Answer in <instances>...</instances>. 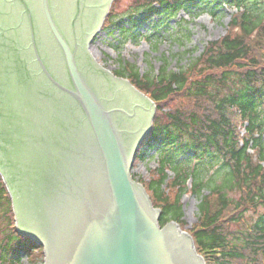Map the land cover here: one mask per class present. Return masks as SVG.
I'll return each mask as SVG.
<instances>
[{
	"label": "water",
	"instance_id": "95a60500",
	"mask_svg": "<svg viewBox=\"0 0 264 264\" xmlns=\"http://www.w3.org/2000/svg\"><path fill=\"white\" fill-rule=\"evenodd\" d=\"M20 1L38 72L25 89L12 90L6 99L12 116L27 123L18 129L28 142L24 177L11 174L15 170L11 147L0 137V175L12 201L17 233L42 248L43 264H205L192 237L175 221L160 226L159 209L130 174L137 148L151 131L155 109L128 80L110 74L89 55V42L111 0H75L76 12L68 23L71 40L60 25L56 1L38 0L41 22L59 49L57 58L46 65L30 9L26 0ZM82 5L95 13L79 40L76 27ZM80 54L109 78L112 92L135 97L131 113L104 103ZM143 104L149 108V121L142 131L132 130L125 144L114 115L131 119ZM1 106L3 134L7 114Z\"/></svg>",
	"mask_w": 264,
	"mask_h": 264
},
{
	"label": "trees",
	"instance_id": "16d2710c",
	"mask_svg": "<svg viewBox=\"0 0 264 264\" xmlns=\"http://www.w3.org/2000/svg\"><path fill=\"white\" fill-rule=\"evenodd\" d=\"M152 1L157 8L141 9L162 18L187 7L195 14L205 7L211 17L223 6L236 10L228 31L187 68L171 72L165 65L156 74H140L125 65L115 72L155 103L143 145L157 152L158 167L144 186L160 210L159 224L180 222V199L190 180L199 216L188 233L206 264H264V0ZM113 18L114 11L106 22ZM121 20L115 26L126 38ZM171 98L178 102L168 108ZM245 121L241 144L238 129ZM142 156L138 150L135 162ZM164 184L175 189L171 202ZM11 206L0 175V264H18L20 255L41 249L17 233Z\"/></svg>",
	"mask_w": 264,
	"mask_h": 264
},
{
	"label": "rangeland",
	"instance_id": "374dc122",
	"mask_svg": "<svg viewBox=\"0 0 264 264\" xmlns=\"http://www.w3.org/2000/svg\"><path fill=\"white\" fill-rule=\"evenodd\" d=\"M151 1H113L111 7L115 18L106 22L105 17L107 18L109 12L107 10L102 21L104 23L102 28L94 33L95 35L91 38L88 46L89 55L99 66L111 74L123 69L125 65L129 68L135 66L140 74L147 71L155 74L165 65L171 72H176L179 68H187L188 65L195 63L210 41L218 40L226 33L233 13L230 6H223L218 9L216 17H210L205 13V7H202V10L196 14L192 7H187L188 9L178 10L172 16L165 17L166 15H163L162 18L156 11L150 12L144 7L141 9L142 5L157 8L156 3L153 1L151 3ZM137 7L140 8L137 9ZM121 17L123 23L120 27L126 30L124 35L126 38H122L123 31L115 26ZM143 36H148V38L145 39ZM177 102L174 98L169 101V104H167L168 101L166 104L168 107L177 104ZM153 107L156 109L154 102ZM154 112L156 114V110ZM141 151L143 154L146 153L145 157L134 162L130 174L135 182L144 186L153 175L150 170L157 166L158 154L154 149L146 146ZM168 175L171 177L172 173L169 172ZM165 185L162 186V192L169 195L171 202L175 189L168 184L167 187ZM203 192L204 195L208 193L207 190ZM197 202L198 199L191 193L183 192L180 199L182 217L177 223L184 232L188 233L196 223L199 216ZM249 215H251L250 212L246 217ZM0 222L2 225L5 224L2 220ZM13 225L15 227V223ZM231 229L238 228L231 225ZM31 254L32 256L28 259L22 254V264H25L24 262L27 260L31 264H43L42 249H34Z\"/></svg>",
	"mask_w": 264,
	"mask_h": 264
},
{
	"label": "flooded vegetation",
	"instance_id": "af4514ba",
	"mask_svg": "<svg viewBox=\"0 0 264 264\" xmlns=\"http://www.w3.org/2000/svg\"><path fill=\"white\" fill-rule=\"evenodd\" d=\"M57 4L60 25L63 27L65 35L69 39H73L72 30L70 29L69 19L73 12H76L75 0H68L69 4L63 3L64 0H55ZM83 2V0H81ZM25 4L30 9L32 15V26L34 35L37 37V46L39 47L40 56L46 64L52 62L57 58L58 46L55 45L52 36H50L46 25L41 22V15L39 12L38 0H26ZM86 4V3H85ZM84 7V8H83ZM78 18V25L76 35L81 34L79 40L84 36V27H87L88 22L91 21L94 13L86 5H82ZM26 14L24 12V4L20 0H0V93H1V107L3 113L7 114L4 118L6 124V131L0 134L2 140L9 142L10 153L14 159L13 172L11 173L15 178H22L27 173L25 169V162L27 160V144L26 135L19 132V128L27 127V123H20L14 118L13 109L7 103L8 96L12 94V90L25 89L26 82L36 75L38 72L35 60L33 58L32 48L30 46L29 27L27 26ZM67 29V30H65ZM82 63L86 67L88 77L96 89L100 98L110 108L126 109L129 113L132 112L133 101L135 97L131 93L119 95L112 92L111 82L109 78L98 74L93 67L90 66L88 57L80 54ZM37 70V72H36ZM9 101V100H8ZM27 106H30L28 102ZM26 106V107H27ZM149 108L143 104L140 109H136L133 118L129 119L122 114H115L114 120L122 132L123 141L128 144V137L131 136L132 130L143 129L145 123L149 121ZM140 131V130H139ZM6 152V149H5ZM8 152V151H7ZM9 153V152H8ZM3 163L6 156L3 157ZM6 171V170H5ZM27 220L26 224L30 225L31 220ZM25 224V225H26ZM32 225V224H31Z\"/></svg>",
	"mask_w": 264,
	"mask_h": 264
}]
</instances>
